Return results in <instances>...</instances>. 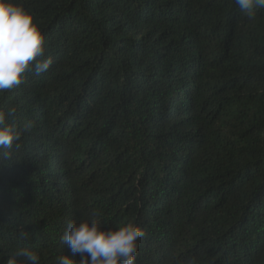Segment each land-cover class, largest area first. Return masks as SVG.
<instances>
[{
    "label": "trees",
    "instance_id": "obj_1",
    "mask_svg": "<svg viewBox=\"0 0 264 264\" xmlns=\"http://www.w3.org/2000/svg\"><path fill=\"white\" fill-rule=\"evenodd\" d=\"M13 2L52 63L0 92L22 130L0 149V264L23 246L56 264L93 215L143 228L135 264H264V9Z\"/></svg>",
    "mask_w": 264,
    "mask_h": 264
},
{
    "label": "clouds",
    "instance_id": "obj_2",
    "mask_svg": "<svg viewBox=\"0 0 264 264\" xmlns=\"http://www.w3.org/2000/svg\"><path fill=\"white\" fill-rule=\"evenodd\" d=\"M235 3L249 19L256 10L264 9V0H235ZM43 56L44 34L33 14L13 0H0V92L20 85L30 67L36 75L46 72L52 61L37 59ZM13 112L14 109L7 113L0 111L3 150L19 147L22 130L6 122ZM4 156L8 158L9 153L4 152ZM144 235L143 228L133 222L109 229L102 227L95 215L79 222L73 220L62 236L71 255L59 256L56 264H135L139 241ZM21 238L26 239L27 234L22 233ZM76 254L81 256L79 260L75 259ZM17 260L20 264H38L39 256L33 248L23 246L9 258L8 264H17Z\"/></svg>",
    "mask_w": 264,
    "mask_h": 264
}]
</instances>
